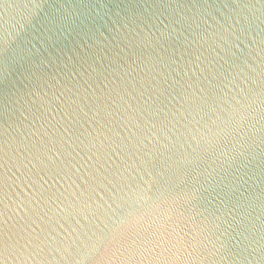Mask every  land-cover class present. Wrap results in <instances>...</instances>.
Returning <instances> with one entry per match:
<instances>
[{
	"label": "water",
	"instance_id": "obj_1",
	"mask_svg": "<svg viewBox=\"0 0 264 264\" xmlns=\"http://www.w3.org/2000/svg\"><path fill=\"white\" fill-rule=\"evenodd\" d=\"M0 264H264V0H0Z\"/></svg>",
	"mask_w": 264,
	"mask_h": 264
}]
</instances>
